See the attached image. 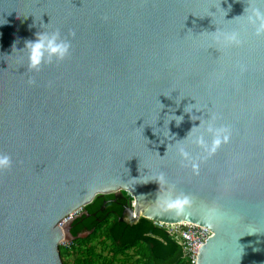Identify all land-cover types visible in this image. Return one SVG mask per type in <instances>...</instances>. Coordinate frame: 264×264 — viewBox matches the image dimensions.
I'll list each match as a JSON object with an SVG mask.
<instances>
[{
	"label": "water",
	"instance_id": "obj_1",
	"mask_svg": "<svg viewBox=\"0 0 264 264\" xmlns=\"http://www.w3.org/2000/svg\"><path fill=\"white\" fill-rule=\"evenodd\" d=\"M255 9L264 0H0V154L12 160L0 171V264H63L71 223L60 222L122 192L120 222L209 229L195 264H264ZM57 29L69 56L30 72L26 42ZM231 33L239 46L224 43ZM209 122L231 130L210 157L195 143H211ZM182 195V214L166 209Z\"/></svg>",
	"mask_w": 264,
	"mask_h": 264
},
{
	"label": "trees",
	"instance_id": "obj_2",
	"mask_svg": "<svg viewBox=\"0 0 264 264\" xmlns=\"http://www.w3.org/2000/svg\"><path fill=\"white\" fill-rule=\"evenodd\" d=\"M130 200L122 192L96 196L85 206L70 224L72 240L59 245L62 263L190 264L167 230L144 218L134 225L119 221Z\"/></svg>",
	"mask_w": 264,
	"mask_h": 264
},
{
	"label": "clouds",
	"instance_id": "obj_3",
	"mask_svg": "<svg viewBox=\"0 0 264 264\" xmlns=\"http://www.w3.org/2000/svg\"><path fill=\"white\" fill-rule=\"evenodd\" d=\"M248 22L255 28V34L257 36H264V12L258 9L253 10L252 15L248 17ZM70 35L73 38L75 37L74 32H71ZM223 40L228 46H239L242 43L238 33L225 34ZM25 49H27L28 52V70L30 72L39 73L45 66L52 65L54 62H63L70 54L71 42L67 38H62L60 31L57 29L52 32L36 33L35 40L26 42ZM34 83V79L29 80V84ZM172 120H175L177 126H179L183 117L173 116ZM214 120L215 117H213V121ZM191 132L188 135H190ZM206 133L212 137L210 144L206 142L203 135L199 136L195 143L203 149L209 157L214 155L222 145L227 144L231 137V130L227 126L216 127L213 122L208 123ZM181 156L185 160L190 159V154L184 149H181ZM11 167V157L7 154H0V171H6ZM192 167L195 171L198 165L193 163ZM161 180H163V174H161ZM189 204L190 198L186 195H182L168 200L165 207L167 210H174L176 215H180Z\"/></svg>",
	"mask_w": 264,
	"mask_h": 264
},
{
	"label": "built area",
	"instance_id": "obj_4",
	"mask_svg": "<svg viewBox=\"0 0 264 264\" xmlns=\"http://www.w3.org/2000/svg\"><path fill=\"white\" fill-rule=\"evenodd\" d=\"M79 214V211L70 214L64 218L59 226L65 227L71 223ZM158 227L167 230L174 237L177 243L182 247L184 257L190 264H195L197 260L198 250L205 244V241L210 237V231L206 227L191 223H182L176 225H166L155 223ZM68 241H61L60 245H66Z\"/></svg>",
	"mask_w": 264,
	"mask_h": 264
},
{
	"label": "rangeland",
	"instance_id": "obj_5",
	"mask_svg": "<svg viewBox=\"0 0 264 264\" xmlns=\"http://www.w3.org/2000/svg\"><path fill=\"white\" fill-rule=\"evenodd\" d=\"M80 213H82V209L79 211V214H80ZM77 214H78V213H77ZM79 214H78V215H79ZM83 236H85V234L81 235V237H83ZM64 240L70 242V241H71V237L68 236V235L66 234V239H64ZM62 241H63V240H62ZM60 243H61V242H60Z\"/></svg>",
	"mask_w": 264,
	"mask_h": 264
},
{
	"label": "flooded vegetation",
	"instance_id": "obj_6",
	"mask_svg": "<svg viewBox=\"0 0 264 264\" xmlns=\"http://www.w3.org/2000/svg\"><path fill=\"white\" fill-rule=\"evenodd\" d=\"M119 197V196H118ZM103 210V209H102Z\"/></svg>",
	"mask_w": 264,
	"mask_h": 264
},
{
	"label": "bare ground",
	"instance_id": "obj_7",
	"mask_svg": "<svg viewBox=\"0 0 264 264\" xmlns=\"http://www.w3.org/2000/svg\"><path fill=\"white\" fill-rule=\"evenodd\" d=\"M73 214V213H72Z\"/></svg>",
	"mask_w": 264,
	"mask_h": 264
}]
</instances>
